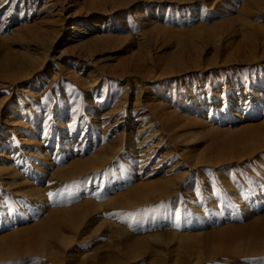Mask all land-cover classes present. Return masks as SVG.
Instances as JSON below:
<instances>
[{
	"label": "rangeland",
	"instance_id": "rangeland-1",
	"mask_svg": "<svg viewBox=\"0 0 264 264\" xmlns=\"http://www.w3.org/2000/svg\"><path fill=\"white\" fill-rule=\"evenodd\" d=\"M0 264H264V0H0Z\"/></svg>",
	"mask_w": 264,
	"mask_h": 264
},
{
	"label": "bare ground",
	"instance_id": "bare-ground-1",
	"mask_svg": "<svg viewBox=\"0 0 264 264\" xmlns=\"http://www.w3.org/2000/svg\"><path fill=\"white\" fill-rule=\"evenodd\" d=\"M228 110L226 109L225 111H223L221 114H220V119H224V120H226V121H228L229 120V118L228 117H226V115L228 114V112H227ZM219 119V120H220ZM218 122V121H217ZM219 123V122H218ZM205 125H207V124H205ZM207 128H208V130L209 131H211V130H213L214 128H211V127H209L208 125H207ZM196 163V162H195ZM193 164H194V162H193ZM61 234H62V232L60 231V233H58L56 230H54V231H52L50 234H48V244L50 245V244H52L53 243V238L56 236L57 237V239H59V241L60 242H62V238L60 237L61 236ZM182 238V240H185L186 239V237L185 236H182L181 237ZM56 239V238H55ZM47 245V244H46ZM49 249H54L53 248V246H50L49 247Z\"/></svg>",
	"mask_w": 264,
	"mask_h": 264
}]
</instances>
